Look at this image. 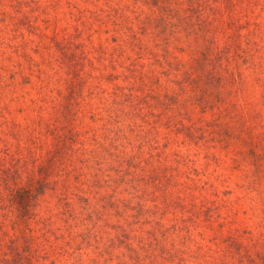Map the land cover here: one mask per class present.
Returning <instances> with one entry per match:
<instances>
[{
    "label": "rangeland",
    "instance_id": "1",
    "mask_svg": "<svg viewBox=\"0 0 264 264\" xmlns=\"http://www.w3.org/2000/svg\"><path fill=\"white\" fill-rule=\"evenodd\" d=\"M0 264H264V0H0Z\"/></svg>",
    "mask_w": 264,
    "mask_h": 264
}]
</instances>
